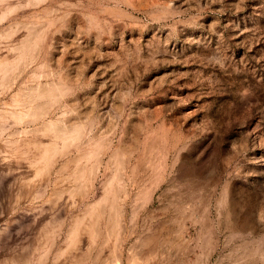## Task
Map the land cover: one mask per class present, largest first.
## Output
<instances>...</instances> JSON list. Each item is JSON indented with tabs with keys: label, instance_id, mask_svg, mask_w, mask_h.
<instances>
[{
	"label": "rangeland",
	"instance_id": "rangeland-1",
	"mask_svg": "<svg viewBox=\"0 0 264 264\" xmlns=\"http://www.w3.org/2000/svg\"><path fill=\"white\" fill-rule=\"evenodd\" d=\"M1 15L16 69L0 77V264H264V0H0ZM53 84L66 93L43 117L2 120ZM50 119L84 135L37 175ZM116 172L95 238L58 255Z\"/></svg>",
	"mask_w": 264,
	"mask_h": 264
},
{
	"label": "bare ground",
	"instance_id": "bare-ground-1",
	"mask_svg": "<svg viewBox=\"0 0 264 264\" xmlns=\"http://www.w3.org/2000/svg\"><path fill=\"white\" fill-rule=\"evenodd\" d=\"M2 17L4 16L1 15L0 19ZM39 34L40 32L35 31L32 35L24 39V43H30V45L32 44L33 46H36L37 39L40 36ZM25 56L26 54L24 53V50L22 48L20 58L24 59ZM15 69L16 65L14 64H10L8 62L0 63V77L2 75H7L10 71H13ZM33 90L34 92L31 94V97H28V100L25 101L26 106L23 110H20L18 112H7L6 115H3L1 117L2 120H6L8 117H13L15 121H31L39 119L40 117H43L48 112V109L55 102H57V100L61 98L62 95L66 93L65 85L61 84H53L46 87H40V85H38ZM19 99V96L13 98L14 102H18ZM42 129L45 132L51 134L53 138L49 143H43L42 147L39 148L40 155L37 159H35L36 164H33L36 168L37 175H41L43 172H48L51 170L53 164L50 163L54 160L55 155L61 151V149L56 145L57 139H62L64 146L68 147L70 144H73L77 140L81 139L84 135V128L82 127V125H75L71 127L59 126L57 122L51 119L43 124ZM91 142H93L94 147L91 151L88 152L87 155H85L86 157L98 155L99 150L102 146V143L99 140H92ZM85 169L86 168H84L78 174L77 179L87 180ZM118 179L119 175L116 172L115 175L105 183L104 195L95 202L88 205L86 210L81 215H78L76 217V220L73 222L67 237L68 244L58 252V255L71 254L72 250L77 247L80 235L84 232L89 233L91 238H95L94 236L96 235L99 218L102 214L100 208L104 206L105 202H107L113 191L112 187ZM112 206H114V204ZM21 264H31V262H23Z\"/></svg>",
	"mask_w": 264,
	"mask_h": 264
}]
</instances>
